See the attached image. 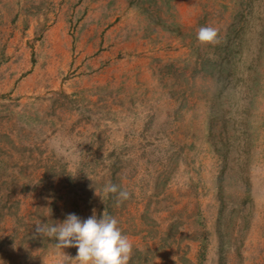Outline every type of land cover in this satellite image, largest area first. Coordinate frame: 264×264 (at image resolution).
Listing matches in <instances>:
<instances>
[{
  "label": "rangeland",
  "instance_id": "1",
  "mask_svg": "<svg viewBox=\"0 0 264 264\" xmlns=\"http://www.w3.org/2000/svg\"><path fill=\"white\" fill-rule=\"evenodd\" d=\"M93 210L129 264H264V0H0V264Z\"/></svg>",
  "mask_w": 264,
  "mask_h": 264
},
{
  "label": "clouds",
  "instance_id": "2",
  "mask_svg": "<svg viewBox=\"0 0 264 264\" xmlns=\"http://www.w3.org/2000/svg\"><path fill=\"white\" fill-rule=\"evenodd\" d=\"M201 44L216 46L220 43L218 30L214 27H201L197 33ZM117 194V206L130 198L127 190L108 183L103 188L104 198L108 194ZM35 231L40 236L55 238L58 249L75 247L78 252L75 258L64 254L69 264H129L133 253V244L118 226V221L104 211L102 218L97 219L95 210L86 220L75 214H69L60 224H36Z\"/></svg>",
  "mask_w": 264,
  "mask_h": 264
},
{
  "label": "crops",
  "instance_id": "3",
  "mask_svg": "<svg viewBox=\"0 0 264 264\" xmlns=\"http://www.w3.org/2000/svg\"><path fill=\"white\" fill-rule=\"evenodd\" d=\"M100 32H102V29H101V28H100ZM100 32H99V33H100ZM84 54H85V53H84Z\"/></svg>",
  "mask_w": 264,
  "mask_h": 264
}]
</instances>
